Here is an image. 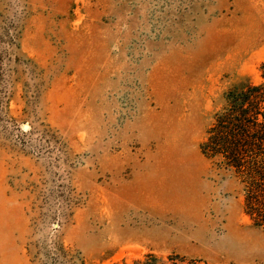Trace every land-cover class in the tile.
I'll return each instance as SVG.
<instances>
[{
	"label": "rangeland",
	"instance_id": "1",
	"mask_svg": "<svg viewBox=\"0 0 264 264\" xmlns=\"http://www.w3.org/2000/svg\"><path fill=\"white\" fill-rule=\"evenodd\" d=\"M263 63L264 0H0V264H264L202 148Z\"/></svg>",
	"mask_w": 264,
	"mask_h": 264
},
{
	"label": "trees",
	"instance_id": "2",
	"mask_svg": "<svg viewBox=\"0 0 264 264\" xmlns=\"http://www.w3.org/2000/svg\"><path fill=\"white\" fill-rule=\"evenodd\" d=\"M261 72L264 79V63ZM224 100L203 152L234 172L244 187L247 216L264 228V84L248 85L241 92L228 90Z\"/></svg>",
	"mask_w": 264,
	"mask_h": 264
}]
</instances>
